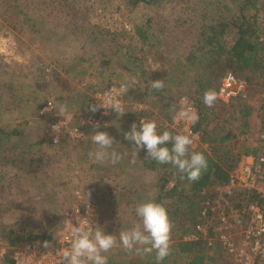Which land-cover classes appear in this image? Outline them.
Here are the masks:
<instances>
[{
  "label": "rangeland",
  "instance_id": "rangeland-1",
  "mask_svg": "<svg viewBox=\"0 0 264 264\" xmlns=\"http://www.w3.org/2000/svg\"><path fill=\"white\" fill-rule=\"evenodd\" d=\"M63 2L18 0L14 9H9L6 2H0V121L6 124H24V127L33 132L39 125L41 126L38 129H41L44 124L52 138L54 119L70 115L79 119V115L87 114L86 98L88 100V97L95 93V89L105 86L113 79L116 83L128 82L131 87L128 95L124 97L125 107L129 111L122 117L114 111L105 115L107 127L110 128L114 139L115 136L129 131L132 124L138 123L141 117L156 120L157 123L164 122L160 104L152 96L141 93L138 87L143 86V83L136 75L113 66L100 74L101 68L91 61L90 44L86 51L81 49V46L87 44L85 39L89 34L93 36L90 39L94 45L99 37L97 32L106 30L112 34H122V39L127 41L124 36L134 34L136 25L145 24L150 17H155V21L161 19L160 15H164L166 9L143 3L133 7L126 0ZM70 6L75 7L70 9ZM75 8L82 13L81 16H74ZM26 13L35 22V26L22 24ZM93 24L97 27L94 28ZM84 27H90L95 33L80 31ZM149 62L153 64L151 68L157 67L152 57H149ZM79 71H82L81 74H78ZM38 75L45 78H38ZM225 75L221 76V83ZM248 75L252 77L251 81L246 79ZM236 76L246 83L244 90L247 96L242 98L247 106H242V102L240 106L244 111H238L239 101L236 97L226 96L225 88L220 87L217 100L210 108L208 126H224L226 130L230 129L236 134V138L231 140L229 145L238 165L240 158L246 153L244 149H256L254 143L264 126V86L261 84L263 79L255 74L243 72ZM15 87L21 90L22 99L10 97ZM35 96L40 102L47 103L52 100L57 116L45 118L40 112L39 116L36 115L35 102L30 101ZM183 96L195 105L189 94L181 97ZM143 110H146V113H143ZM172 126L179 131L183 128V124L172 123ZM36 133L33 137H36ZM68 144L63 147V143L55 144L51 139V145L44 147L47 157L39 169L42 171L35 172L38 177L29 181L28 178L25 180L17 176V169L13 166H0V227L16 226L19 235L29 231L41 234L49 228L59 235L66 211L80 207L89 209L92 219L107 230V224H113L116 217L115 214L112 215V211L124 207L123 203L117 205L109 198L108 194L112 193L110 189H115L119 180L121 184L130 183L136 186L150 184V176H141L133 166L125 163L111 166L113 170L102 179L101 171L97 172L91 167L94 162L83 151V145L80 142ZM197 146L209 148L208 143L201 139L200 142L195 141L193 147ZM35 151L37 152L38 148ZM222 189V186L217 184L204 191V199L218 201L220 211H224L225 206V190ZM100 214L107 224L101 222ZM219 227V223H213L212 235H217ZM209 230L205 229L201 232L202 235H210ZM10 247L9 241L0 232V264H4V255ZM219 253L225 257L224 250L220 249L219 252L211 249L209 254L213 259L210 258L207 264H219ZM140 254L141 251H127L117 246L108 254L109 264L127 263ZM225 259L228 261L226 257Z\"/></svg>",
  "mask_w": 264,
  "mask_h": 264
},
{
  "label": "trees",
  "instance_id": "trees-1",
  "mask_svg": "<svg viewBox=\"0 0 264 264\" xmlns=\"http://www.w3.org/2000/svg\"><path fill=\"white\" fill-rule=\"evenodd\" d=\"M17 1L0 0V2H6L9 9H14ZM63 1L57 0L58 3ZM69 1L65 0V2ZM126 2L133 7L142 3L156 8L162 7L166 9V13L160 15L162 18L157 21L155 17H150L145 24L136 25L134 34L124 36L128 39L127 41L122 39V34H112L106 30L97 32L100 38L98 37L93 45L90 39L93 36L89 34L85 39L87 44L81 46V49L86 51L90 44L91 61L101 68L100 74L113 66L131 72L142 81L143 86L138 87L141 93L152 96L160 104V113L165 119L164 122L158 123L161 130L179 131L172 126L173 113L170 109L173 105L179 107L178 102L181 96L189 94L199 113V121L193 126V130L198 132L200 139L209 146V148L203 146L193 148L206 155L208 168L198 181L191 182L186 178L181 179V175L171 165L157 164L147 157L146 150L139 152L135 165L130 164V154L124 155L119 164L133 166L141 176H150V184L136 186L130 183L121 184L119 180L115 189L111 188L112 193L108 195L117 205L123 203L124 207L112 211V215L115 214L116 217L111 225L105 222L101 214L99 217L101 222L108 226L105 231L118 236L121 229L130 228L139 223L135 213L138 204L148 199L162 203L167 208L173 224L171 251L162 264L177 262L207 264L210 258L213 259L209 251L211 249L222 251L221 244L211 246L202 236L199 239H186L185 236L194 232L202 235L196 230V224L206 196L204 191L210 186L225 185L229 180L230 172L237 165V160L229 145V142L236 138V134L230 129L226 130L224 126L209 128L208 117L211 111L203 103V96L208 90H214L218 95L221 76L230 71L235 75L243 72L255 74L263 79L261 84L264 86V0H126ZM74 7L70 6V9ZM73 14L74 16L82 15L77 8L74 9ZM22 24L35 26V22L27 13L22 19ZM93 26L97 27L96 24ZM75 28L79 29V27ZM84 30L91 31V28L80 29V31ZM91 32L95 33L93 30ZM109 34L111 37H108ZM149 57L153 58L156 68H151L152 63L149 62ZM81 72L79 71L78 74ZM38 78L45 77L38 75ZM246 79L251 81L252 77L248 75ZM112 80L105 86L95 89V93L116 83ZM152 80H162L164 87L159 90L152 89L150 87ZM20 91L18 87H15L10 97L16 96L22 99L23 94ZM92 96L90 95L88 100L86 98V102H90ZM36 98L35 96L30 101L35 102L34 110L39 116L41 108L46 103L37 101ZM236 99L239 101L238 106L244 102L240 96H236ZM7 104L9 105L10 102ZM243 104L242 106H247L245 102ZM242 106L238 111L243 113ZM85 110L88 111L87 108ZM143 113H146V110H143ZM23 125L6 124L0 121V166H13L17 169V176L25 180L28 178L27 181H29L31 178L38 177V174H34L35 172L42 171L39 169L42 168L47 157L44 147L51 145L52 138L48 127L44 124L41 129H38L41 125L38 126L35 131L36 137H33L35 132L29 131ZM91 129L88 127L87 133H90ZM101 131L113 135L109 127H104ZM115 140L117 142L114 148L118 152H131L132 142L127 141L124 134L115 136ZM68 143L74 142H64L63 147L71 145ZM80 143L86 154L94 148L90 139ZM244 151L257 152L253 147H248ZM49 159L52 158L49 157ZM111 166L115 167L118 164L113 165L110 161H105L91 165L97 172L101 171L102 179H105L113 170ZM24 171L26 173H23ZM18 230L16 226L0 227L2 236L11 246L4 255V264H14L12 257L15 251L14 246L23 241L38 242L43 248L56 246L57 235L54 229L47 228L46 232L43 231L41 234L29 231L23 235H19ZM209 231L210 235L214 234L212 229ZM45 241H47L46 245ZM154 256V253L145 254L141 251L140 255L131 258L127 263L120 264H155ZM218 262L231 264L220 253Z\"/></svg>",
  "mask_w": 264,
  "mask_h": 264
},
{
  "label": "clouds",
  "instance_id": "clouds-1",
  "mask_svg": "<svg viewBox=\"0 0 264 264\" xmlns=\"http://www.w3.org/2000/svg\"><path fill=\"white\" fill-rule=\"evenodd\" d=\"M150 87L159 90L164 84L162 80H152ZM130 89L128 82L122 81L118 86L113 84L93 98L97 103L90 101L85 106L92 113L103 109L106 115L114 111L122 117L129 111L123 98ZM216 100L214 90L204 93L203 103L207 107H213ZM170 111L173 113V123L183 124V128L176 132L161 130L156 120L141 117L138 123L134 122L131 129L123 133L124 138L133 145L129 153H120L114 148L117 141L108 132L99 130L101 124L98 121L94 122L90 133L76 132L74 136L78 140L90 139L94 148L88 152V157L94 163L110 161L116 165L124 155L130 154V164L135 165L139 152L146 150L147 157L157 164L171 165L181 175V179L198 181L208 168L206 155L193 148L196 137L190 131L198 123L199 113L187 97H181L179 107L173 105ZM72 209L76 214L75 223L72 220L65 223L66 235L62 238L67 239L68 246L60 251L59 264H109L107 254L117 246L127 251L135 249L145 254L154 253L155 264H162L170 254L173 224L162 203L148 199L138 204L135 213L139 223L121 229L118 236L107 233L103 226L91 218L92 214L88 210L87 215L81 216L80 207Z\"/></svg>",
  "mask_w": 264,
  "mask_h": 264
},
{
  "label": "built area",
  "instance_id": "built-area-1",
  "mask_svg": "<svg viewBox=\"0 0 264 264\" xmlns=\"http://www.w3.org/2000/svg\"><path fill=\"white\" fill-rule=\"evenodd\" d=\"M113 84L119 85V83ZM113 84L93 94L91 103H97L93 98ZM245 86L246 83L232 72L226 73L221 83L228 97L245 98L247 96ZM188 100L196 109L193 101ZM87 112L85 115H79V119L75 115L54 119L52 141L55 144L67 141L81 142L84 140L76 139L74 133L87 134V128H93L94 122L97 121L100 122L101 128L104 127L106 114L103 109L96 113ZM40 114L45 118L56 117L54 102L49 100L41 108ZM190 131L196 137L195 141L200 142V135L193 130V126ZM254 146L257 152L244 153L238 165L230 172L228 182L220 185L222 190H225L224 211L218 210V201L209 198L203 200L196 230L200 233L207 228L214 231L213 223L217 222L221 225L216 232L217 235H199L194 232L185 236L186 239H199L202 236L211 246L220 243L225 257L231 264H264V126ZM87 210L90 213L89 209L80 208V215H87ZM75 215L72 208L66 211L55 247L43 248L35 241H23L13 253V263L59 264L60 251L68 246L67 239L62 238L66 235L65 223L68 220L75 223Z\"/></svg>",
  "mask_w": 264,
  "mask_h": 264
}]
</instances>
